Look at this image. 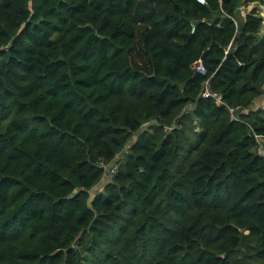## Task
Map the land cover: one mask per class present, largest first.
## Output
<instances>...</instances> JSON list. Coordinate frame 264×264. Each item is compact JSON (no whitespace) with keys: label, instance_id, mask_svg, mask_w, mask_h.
I'll use <instances>...</instances> for the list:
<instances>
[{"label":"trees","instance_id":"trees-1","mask_svg":"<svg viewBox=\"0 0 264 264\" xmlns=\"http://www.w3.org/2000/svg\"><path fill=\"white\" fill-rule=\"evenodd\" d=\"M204 2L0 0V264H264V0Z\"/></svg>","mask_w":264,"mask_h":264},{"label":"built area","instance_id":"built-area-1","mask_svg":"<svg viewBox=\"0 0 264 264\" xmlns=\"http://www.w3.org/2000/svg\"><path fill=\"white\" fill-rule=\"evenodd\" d=\"M198 3H200V4H204L205 2H204V0H196ZM263 28H262V32H264V21H263ZM192 31H193V28H192ZM229 48V47H228ZM227 48V49H228ZM195 67H196V69H197V71L200 73V74H204L205 72L203 71V69H202V64H201V62L200 61H197L196 63H195ZM203 96L204 97H211V98H213L215 101H216V103L217 104H221L222 102H221V96L219 95V94H216V93H212V92H210V90L208 89V87L207 86H205V91H204V93H203ZM232 109H230V112L232 113Z\"/></svg>","mask_w":264,"mask_h":264},{"label":"rangeland","instance_id":"rangeland-1","mask_svg":"<svg viewBox=\"0 0 264 264\" xmlns=\"http://www.w3.org/2000/svg\"><path fill=\"white\" fill-rule=\"evenodd\" d=\"M253 6H255V5L250 6V8L253 7ZM258 9L260 10V13H261V15H262L263 18H264V5L259 6ZM261 15H260V16H261ZM259 106H264V96H262V98L260 99ZM256 108H257V106H256ZM262 108H264V107H262ZM94 190L96 191L97 188H95Z\"/></svg>","mask_w":264,"mask_h":264},{"label":"water","instance_id":"water-1","mask_svg":"<svg viewBox=\"0 0 264 264\" xmlns=\"http://www.w3.org/2000/svg\"><path fill=\"white\" fill-rule=\"evenodd\" d=\"M113 166H114V163H111V164H110V168H112Z\"/></svg>","mask_w":264,"mask_h":264}]
</instances>
